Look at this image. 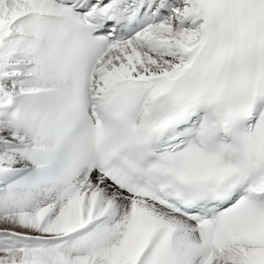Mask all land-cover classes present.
<instances>
[{
	"label": "snow or ice",
	"instance_id": "6c2138e0",
	"mask_svg": "<svg viewBox=\"0 0 264 264\" xmlns=\"http://www.w3.org/2000/svg\"><path fill=\"white\" fill-rule=\"evenodd\" d=\"M0 264H264V0H0Z\"/></svg>",
	"mask_w": 264,
	"mask_h": 264
}]
</instances>
